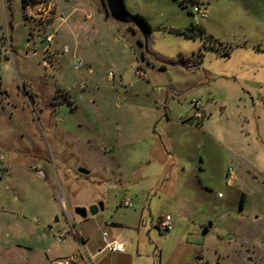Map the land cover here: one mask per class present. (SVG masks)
Segmentation results:
<instances>
[{"label": "rangeland", "instance_id": "obj_1", "mask_svg": "<svg viewBox=\"0 0 264 264\" xmlns=\"http://www.w3.org/2000/svg\"><path fill=\"white\" fill-rule=\"evenodd\" d=\"M197 1L123 0L144 46L102 0H0V264H264V0Z\"/></svg>", "mask_w": 264, "mask_h": 264}, {"label": "water", "instance_id": "obj_2", "mask_svg": "<svg viewBox=\"0 0 264 264\" xmlns=\"http://www.w3.org/2000/svg\"><path fill=\"white\" fill-rule=\"evenodd\" d=\"M104 2V5L106 7L107 15L112 20L118 22V23H124L128 25H132L135 29V34H137L140 37V40H143L144 46L146 45L148 41V28L143 24V22L140 20L138 15H133L130 12L127 11L125 8V5L123 3V0H102ZM160 64L162 67L167 66H173L178 67L184 71H193L197 68L196 65H186L183 62H172L167 59H163L159 56H157ZM77 172L83 175H87L89 171L85 167H78ZM103 204L101 201L97 202L96 204L91 205L88 209L84 207H76L74 208L75 214H77L80 217H85L88 213L93 215L95 214L99 209H102ZM211 226V223L208 222L205 228L202 230V234L206 233L207 228Z\"/></svg>", "mask_w": 264, "mask_h": 264}, {"label": "built area", "instance_id": "obj_3", "mask_svg": "<svg viewBox=\"0 0 264 264\" xmlns=\"http://www.w3.org/2000/svg\"><path fill=\"white\" fill-rule=\"evenodd\" d=\"M177 1L183 5L190 4L192 12L197 14L201 19H204L207 17V13L205 9L199 5L197 0H177ZM47 39L50 40L51 39L50 36H48ZM141 62L138 65V70L136 71L138 75L143 74V72H141L142 70L140 69V66L142 65ZM190 103H191V108H192V117L196 119H201L203 116L202 111L204 110V106L202 105L201 100L198 98H193ZM3 167H4L3 156L0 155V168H3ZM227 174H232V170L229 169ZM157 227L162 230H170L172 228L171 216L167 213L161 215L157 221ZM56 239L57 241H60V237ZM104 248L111 250V251H117V252L124 251L123 244L118 241H112V242L106 241L104 244ZM72 260H73L72 257L67 256L65 258H60L58 260V264H69Z\"/></svg>", "mask_w": 264, "mask_h": 264}, {"label": "crops", "instance_id": "obj_4", "mask_svg": "<svg viewBox=\"0 0 264 264\" xmlns=\"http://www.w3.org/2000/svg\"><path fill=\"white\" fill-rule=\"evenodd\" d=\"M24 8H27V5L24 7ZM96 8H97V10H98V12L100 13V14H102V12H101V10H100V8H99V4H97L96 5ZM87 13V16H89L90 15V13L89 12H86ZM173 127H181V128H192L193 126L191 125V124H187V123H183V122H177V121H175V120H173ZM173 138H174V136H173ZM175 138L173 139V144L175 143ZM175 162H176V159H175V156H174V154H173V174H175ZM81 243H82V241H81ZM102 249H105L104 248V245H103V247H102ZM111 251V250H110ZM111 253H115V254H117L118 256H123V255H125V254H123L124 253V251L123 252H117V251H111ZM60 258H55V259H52L51 260V263L52 264H58V260H59Z\"/></svg>", "mask_w": 264, "mask_h": 264}, {"label": "trees", "instance_id": "obj_5", "mask_svg": "<svg viewBox=\"0 0 264 264\" xmlns=\"http://www.w3.org/2000/svg\"><path fill=\"white\" fill-rule=\"evenodd\" d=\"M25 5H26V0H21V6H22V8H24ZM181 5H183V4H181ZM138 16H139L140 20L143 22V24L148 28V24L145 21V19L141 15H138ZM192 28H193V25H189L188 29H192ZM202 30H203L202 28H199V31L200 32H203ZM178 61L185 63V61H181V60H178ZM178 61H172V62H178Z\"/></svg>", "mask_w": 264, "mask_h": 264}]
</instances>
